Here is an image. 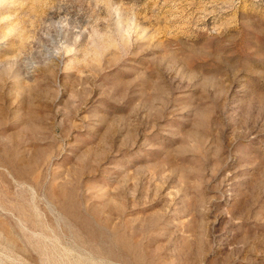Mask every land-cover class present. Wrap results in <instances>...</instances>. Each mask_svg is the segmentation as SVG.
Returning <instances> with one entry per match:
<instances>
[{
	"label": "rangeland",
	"instance_id": "rangeland-1",
	"mask_svg": "<svg viewBox=\"0 0 264 264\" xmlns=\"http://www.w3.org/2000/svg\"><path fill=\"white\" fill-rule=\"evenodd\" d=\"M0 264H264V0H0Z\"/></svg>",
	"mask_w": 264,
	"mask_h": 264
}]
</instances>
